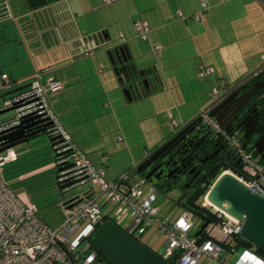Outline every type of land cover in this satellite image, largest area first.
I'll return each mask as SVG.
<instances>
[{
  "label": "crops",
  "instance_id": "1",
  "mask_svg": "<svg viewBox=\"0 0 264 264\" xmlns=\"http://www.w3.org/2000/svg\"><path fill=\"white\" fill-rule=\"evenodd\" d=\"M0 5L4 6L7 14V18L0 23L5 27L3 44H0V73H8L11 81L9 90L26 87L37 71L49 68L43 78L53 75L63 83L60 91L50 95L52 107L78 145L85 140L86 132L76 128L77 119L89 120L90 113L94 119L99 117V114L93 115L92 103L98 109L117 103L125 114L134 112L137 121L134 120L132 126H145L149 135L144 142L155 144L151 148L145 147L144 153L134 160L132 165L136 167L143 157L171 135L172 116L187 123L212 105L213 100L207 101L192 115H187L178 89L174 90L179 86L175 74L179 67L186 64L193 74L197 71L200 84L207 88L209 98L212 88L223 87L224 83L226 93L264 69V3L260 0H118L110 4H104L102 0H57L32 11L26 7L24 0H0ZM100 8L102 12L96 15L95 10ZM200 11L203 16L194 19ZM178 12L184 18L178 17ZM7 19L14 21L12 30L7 29L10 25ZM136 20L148 23L149 37L143 41L149 43L140 42L141 38L133 28ZM112 24L118 29L116 40L128 46L137 58L138 68L154 67L161 80L158 89L132 101L137 103L132 110L127 108L131 103L127 100V107L122 106L121 96L114 90L116 75L112 71L109 74L100 65L104 61V43L113 39L111 29L115 28ZM186 38L190 41L183 44ZM155 44L161 45L157 54L153 50ZM179 44L181 48H177ZM222 46L228 47L232 56L236 57L234 65L237 60L243 62L240 71L231 76L229 74V77L227 67L221 69L215 63ZM151 52L157 55L158 62H154ZM200 65L212 68L213 73L200 76ZM92 87L97 88V93L90 92ZM165 97L172 100L157 110L156 103L165 100ZM77 98L80 103L89 104L88 117L86 113L78 114L77 111L72 115L66 114L67 108L77 103ZM160 112H165L168 129L164 128V120L159 119ZM116 136L117 141L125 139L123 135ZM103 156L100 157V165L93 163L104 168ZM104 175L106 179H114L119 174L107 176L104 168ZM155 186L158 190H166ZM22 199L30 201L24 196Z\"/></svg>",
  "mask_w": 264,
  "mask_h": 264
},
{
  "label": "built area",
  "instance_id": "2",
  "mask_svg": "<svg viewBox=\"0 0 264 264\" xmlns=\"http://www.w3.org/2000/svg\"><path fill=\"white\" fill-rule=\"evenodd\" d=\"M102 1L110 4L118 0ZM260 1L264 3V0ZM202 4L205 5V2ZM202 16L200 11L194 19ZM178 17L184 18V15L178 12ZM133 28L142 40L148 39L150 29L147 22L136 20ZM160 48V44L153 45L156 53L160 52ZM49 70L37 71L26 87L9 91L8 96L2 97L0 110L10 108L12 114L0 120V136L23 126L49 123L46 127L49 135L62 139L52 146L57 154V163L63 168L58 179L65 183L74 182L79 189L65 194L58 202L65 219L54 228L39 216L33 202L22 199L0 176V264H109L101 261L102 255L92 241L94 232L107 220L139 242L142 235L156 225L165 237L156 252L167 261L177 253V264H198L203 256L220 264H264V256L255 250L254 245L236 247L230 244L235 237L242 236L245 216L237 219L212 207L216 220L210 219L204 230L195 235L203 221L200 218L195 221V214L186 208L175 217L160 215V207L154 204L157 195L155 185L139 174L136 166L114 179H106L104 168L96 166L81 150L54 111L50 95L60 91L63 83L53 75L43 78ZM198 73L208 76L213 69L200 65ZM10 86L8 73L2 72L1 89L9 90ZM223 87L212 88V105L196 115L197 121L224 136L233 154L240 159L236 169L227 171L264 198V164L261 157L244 147L238 136L221 129L215 117L209 114L225 94ZM187 124L189 122L184 123L172 116L171 134L179 132ZM15 158L13 147L0 151V171L4 163ZM106 158L102 157V164L106 163ZM87 182L90 185L81 189L80 186ZM146 182L150 184L148 193L145 191ZM93 185L98 189H94ZM202 205L209 206L205 199ZM123 220H129V223L123 224Z\"/></svg>",
  "mask_w": 264,
  "mask_h": 264
},
{
  "label": "rangeland",
  "instance_id": "3",
  "mask_svg": "<svg viewBox=\"0 0 264 264\" xmlns=\"http://www.w3.org/2000/svg\"><path fill=\"white\" fill-rule=\"evenodd\" d=\"M101 12L102 8L97 11L95 10L94 13L99 15ZM6 22L10 24L7 29L12 30L14 27V21L7 19ZM113 27L115 29H111V35L113 40H116L118 37V29L112 24V28ZM4 30L5 27L1 24L0 44H3L2 36H5ZM183 41V44H187L190 41V38H186ZM140 42L147 44L148 41L145 43L141 39ZM173 47L175 46L173 45ZM177 48H181V45L179 44ZM155 53L151 52L152 59L154 62H158L157 53ZM102 54L104 61L103 63L101 62L100 65H102L103 69L110 74L112 70L109 65V58L105 51H102ZM217 55L218 54H216V57ZM235 60L236 57L232 56L228 47L225 48V46H222L221 52H219V56L215 60V63L217 67H221V69L227 67L226 73L229 77V74L230 76L232 73L237 74V71H240V66L243 64L242 61L237 60L235 62L236 65H234L233 61ZM217 67L216 69H219ZM112 73L115 74L113 71ZM175 74L178 77L177 83H179V86L174 87V90L176 92V89H178L187 115H192L202 103H207V101L209 102L212 100V97L209 98V96L206 95L207 88H205L203 84H200L199 80L201 79H199L197 71L193 74L190 67L185 64L184 66L179 67ZM115 86V92L121 96L122 106L127 107L126 96L119 85L117 76ZM79 87L81 88V86ZM166 87L167 86L165 85V89H168ZM95 89L97 88L92 87L90 92L95 91ZM9 91L11 90L1 89L0 87V105L2 103V97L8 96ZM95 93H97V91H95ZM166 94L168 97V93ZM181 99L178 98V100ZM162 100L163 99L156 103L157 110H160L162 106L169 104L168 102H170L172 98L169 100L165 97V100ZM75 101H77V103L70 105L67 108L66 114L72 115L77 111L78 114L86 113L85 115L88 117L90 113L89 104L84 103L83 101L80 103L79 98ZM135 104L137 103H128L129 107L127 108L132 110ZM102 107L103 106H100L98 109L95 104L92 103L91 105L93 115L97 116L99 114L97 119H94L91 113L89 120L82 119L80 121L77 119L76 128L86 132L85 140H82L83 142L79 144V147L87 155L89 154L92 161L97 164L101 161V155L107 156L106 165L103 164L107 176L108 174H120L133 167L132 164L134 163V160L139 158L141 153H144L145 147L151 148L155 144H146L147 142H144L145 137L149 135L148 130L144 128L145 126L141 127L139 125L138 127L136 124L134 127L132 126V122L134 120L137 121L134 112L130 111L129 114H125V112L121 111V106H117V103H111L106 109H102ZM164 113L165 112L159 113V119L160 121L164 120V128L168 129L167 122L164 119ZM11 114V111L0 114V120ZM116 135H123L125 139L123 141H117ZM13 150L17 155L16 160L14 159V161H9L3 164L0 171L2 178L21 198L24 196L25 199L27 198L36 205L38 214L43 220L54 228L59 227L65 219L63 208L58 204L63 195L58 189L56 180L54 179L56 169L54 162L55 152L48 140V136L40 135L28 142L15 145ZM87 185H90V182L85 183L80 186V188L82 189ZM149 185L150 184L146 182V193H148ZM93 188L96 190L98 189L96 185H93ZM155 188L157 195L154 204L160 207V215L175 217L182 212L184 207L178 202L181 195L179 189L170 188L166 190H158L156 186ZM77 189H79V186L66 191L65 194L67 195ZM201 201L202 198H199L198 203H201ZM209 208L212 209L211 207ZM195 221H198L197 216H195ZM128 223L129 220H123V224ZM164 240V235L159 229H157L156 225L149 228L141 237V242L154 251H158L161 248ZM200 262H203L204 264H220L218 261L211 262L205 259V256L200 259L199 263Z\"/></svg>",
  "mask_w": 264,
  "mask_h": 264
},
{
  "label": "water",
  "instance_id": "4",
  "mask_svg": "<svg viewBox=\"0 0 264 264\" xmlns=\"http://www.w3.org/2000/svg\"><path fill=\"white\" fill-rule=\"evenodd\" d=\"M104 45L106 46L104 51L109 58L111 70L116 74L119 85L121 86L128 102L142 98L159 88L161 80L155 71V68H138L136 61L137 58H134L126 44L117 40L108 39L105 41ZM150 74H152L151 77ZM260 82L259 87H263L264 80H261ZM222 106V103L218 104L209 112V114L215 117L221 129L229 132V129H232L235 123L234 121L239 119V115L235 114L234 116H231L229 110L224 108L221 109ZM220 109L221 111H219ZM9 110L10 108L2 109L0 110V114ZM245 119V117L241 118L237 124V128L245 125ZM48 125L49 123L35 125L34 127L27 125L1 135L0 141H5L4 143H0V151L28 142L40 135H47L51 146L60 143L62 139L58 136L49 135L46 130ZM212 132L213 130L209 129L200 121H197L187 124L172 138V140L180 138L181 141L188 134L190 135V138H192L199 133H204V138H207ZM250 133L251 131H246L243 134V138L246 139V142H244L243 145L244 147H246ZM220 135V133H217V138L219 140L222 138ZM172 140L166 142L160 149L154 152L148 160L138 164L136 167V171L154 185H158V177L162 176L165 169L162 170V168L160 171H157V177L155 178L154 176L150 178V174H145L142 169L149 161H152L157 155H159V152L167 144H170ZM224 143H227V140H225ZM263 143L264 132L254 143L256 152L260 155V157H264V152L262 150L264 148L261 146ZM226 145L227 144H220L217 150H220L223 157H232L234 164L231 168L236 169L240 159L238 157L236 158V156L233 157L232 150H226L224 148ZM163 156L164 155H161L159 158H162ZM54 162L56 167L54 179L56 180L58 189L63 195V199L65 197V192L76 186L74 185V182L65 183L58 179L61 176L60 171L63 168L57 163V154H54ZM166 180L167 177L163 179L162 184ZM173 187H175V185H173ZM177 188H180V186H177ZM180 191L182 193L183 189ZM204 199L209 202L211 207H216V209H220L232 217L241 219L245 216L241 235L253 244L256 249L264 253V198L252 192L247 185L239 180L234 174L224 170L211 184L204 196ZM191 211L195 214V216L203 221L200 224L199 229L194 233L195 235H198L209 223V218L206 215L192 209ZM191 234H193V232H191ZM92 241L98 252L108 260L109 264H170L156 251L129 236L110 220L103 222L97 228L92 235Z\"/></svg>",
  "mask_w": 264,
  "mask_h": 264
},
{
  "label": "flooded vegetation",
  "instance_id": "5",
  "mask_svg": "<svg viewBox=\"0 0 264 264\" xmlns=\"http://www.w3.org/2000/svg\"><path fill=\"white\" fill-rule=\"evenodd\" d=\"M262 71L227 90L221 100L212 108L214 109L218 104L222 103L221 109L229 110L231 116L235 114L239 115V119L234 121L232 129L230 128L227 133L238 136L244 143L246 142V139L243 138L244 132L251 131L246 147L256 154L254 143L264 132V86L259 87L260 81L264 80V76L258 77ZM151 76L152 74H150ZM244 117L246 118L245 125L237 128V124ZM177 133L171 134L162 144L143 157L138 164L148 160L154 152L160 149L166 142L172 140ZM220 136H222L221 140L217 138V132L213 131L207 138H204V133H199L192 138L188 134L181 141L180 138L172 140L170 144H167L159 152V155L147 163L142 171L145 174H150V178L152 176L155 178L157 177V171L163 168L162 170H165L162 176L158 177L157 186L164 188H177V186H180L177 189H183V192H192L200 183L203 184L208 178L213 167L212 165H216L217 162L230 161V166H233V158L230 157L227 160V157H223L220 150H217L220 144H227L224 147L226 150L231 149L228 143H224L226 140L224 136ZM261 146L264 148V143ZM262 150L264 152V149ZM161 155L164 156L159 158ZM261 162L264 164V157H261ZM166 177L167 180L162 184L163 179Z\"/></svg>",
  "mask_w": 264,
  "mask_h": 264
},
{
  "label": "trees",
  "instance_id": "6",
  "mask_svg": "<svg viewBox=\"0 0 264 264\" xmlns=\"http://www.w3.org/2000/svg\"><path fill=\"white\" fill-rule=\"evenodd\" d=\"M24 1H25V4H26V7L29 10L32 11V10L39 9V8H41V7H43V6L47 5V4L53 3V2H55L57 0H24ZM5 18H7V14H6L5 10H4V6L1 7V5H0V23L3 22L5 20ZM152 68H154V67H152ZM262 70H264V69H262ZM259 76L260 77L264 76V71H262L258 75V77ZM192 122H197L196 116L193 117L192 120H190L189 123H192ZM229 159H230V157L227 158V160H229ZM230 164H231L230 161H228V162L224 161V162H217L216 165H212L213 167H212L211 173H210V175H208V178L203 182V184H200L199 186H197L195 188V190L192 191V192H182L178 202L186 209H190V210L192 209V210H194L196 212H199L201 214L206 215L209 218V220L210 219L211 220L212 219L216 220V216L213 214V210L209 208L211 206H208V205L204 206V205H202V202L204 201V196H205L207 190L209 189V187L212 184V182L217 178V176L224 170H227V169L233 170L231 168ZM166 189H168V188H166ZM199 198H202L201 203H198V199ZM106 218L108 219L109 217H106ZM201 239H202V237L198 238L199 241ZM230 244H233L236 247H238L239 245L240 246H244V247H253V244H251L243 236L235 237L233 239L232 243H230ZM145 246H147V245H145ZM225 246L227 247L228 244L226 243ZM255 250L258 253H260L261 255L264 256L263 252H261L260 250H258L256 248H255ZM101 261L102 262H104V261L108 262V260L106 258H104L103 256H101ZM176 261H177V253H175L173 256L168 258V262L170 264H177ZM198 264H204V263L200 262Z\"/></svg>",
  "mask_w": 264,
  "mask_h": 264
},
{
  "label": "bare ground",
  "instance_id": "7",
  "mask_svg": "<svg viewBox=\"0 0 264 264\" xmlns=\"http://www.w3.org/2000/svg\"><path fill=\"white\" fill-rule=\"evenodd\" d=\"M207 201V200H206ZM207 203L209 204V202L207 201Z\"/></svg>",
  "mask_w": 264,
  "mask_h": 264
},
{
  "label": "clouds",
  "instance_id": "8",
  "mask_svg": "<svg viewBox=\"0 0 264 264\" xmlns=\"http://www.w3.org/2000/svg\"><path fill=\"white\" fill-rule=\"evenodd\" d=\"M210 206V205H209ZM142 243V242H141Z\"/></svg>",
  "mask_w": 264,
  "mask_h": 264
}]
</instances>
